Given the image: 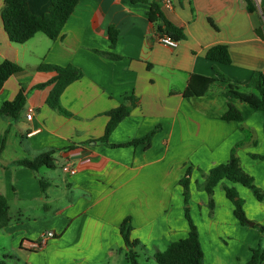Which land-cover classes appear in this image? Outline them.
Masks as SVG:
<instances>
[{
	"label": "crops",
	"instance_id": "crops-1",
	"mask_svg": "<svg viewBox=\"0 0 264 264\" xmlns=\"http://www.w3.org/2000/svg\"><path fill=\"white\" fill-rule=\"evenodd\" d=\"M254 2L256 10L250 13L244 0H170L161 11L185 36L170 48L157 41L160 30L158 22L149 20V5L131 0H78L57 39L36 33L15 44L4 30L0 0V60L22 67L0 89V107L20 88L26 96L16 117L0 111V195L7 200L9 217L0 229V264L102 263L126 251L119 225L127 216L131 240L149 249L160 239L186 237L189 227L178 181L187 166L193 167L189 207L203 264H247L262 234L238 222L223 185L236 188L246 216L261 224L264 202L247 187L221 180L214 187L209 216L206 192L196 191L193 181L203 180L198 169L208 172L227 162L231 148L244 141L237 149L240 165L264 190V159L252 156L264 155V116L220 94L188 98L182 92L191 74L210 76L213 66L243 82L254 71L264 70V0ZM27 3L32 13L41 15L50 0ZM110 26L117 31L114 47ZM216 44L227 46L230 63L206 59V50ZM41 64H70L82 71L83 76L60 94L71 116L45 103L51 86L37 85L53 79L56 72ZM125 95L137 97L138 105L114 128L108 144L95 142L104 133L105 112ZM228 101L241 111L247 134L238 123L221 118ZM157 124L161 129L148 147L110 146L142 137ZM46 151H53L59 174L16 164ZM64 163L75 166L73 176L61 170ZM41 181L49 183L44 191ZM46 230L54 237L39 249L29 247Z\"/></svg>",
	"mask_w": 264,
	"mask_h": 264
},
{
	"label": "trees",
	"instance_id": "trees-1",
	"mask_svg": "<svg viewBox=\"0 0 264 264\" xmlns=\"http://www.w3.org/2000/svg\"><path fill=\"white\" fill-rule=\"evenodd\" d=\"M3 6L1 9V19L4 30L10 42L22 44L33 37L36 33H42L51 40H55L60 36L61 30L72 13L78 0H50L47 10L37 15L30 11L27 0H2ZM132 2H144L149 5L148 17L151 22H158L157 27L160 33L167 34L175 40L183 39L184 33L181 27H178L168 21L161 11L160 0H131ZM248 12L256 10L254 0H244ZM263 15V13H262ZM210 24L216 28L213 21L209 19ZM108 36L110 46L114 47L117 31L113 27H109ZM112 57H118L111 54ZM206 59L222 64L230 63V54L225 44H216L209 47L205 53ZM149 66V65H148ZM40 68L53 69L56 76L50 81L37 85L38 88H43L50 85L51 89L45 100V103L57 113L66 117L71 116L60 103V94L63 89L71 82L83 76L82 71L73 66H59L52 64H41ZM22 70V67L11 60H0V89L5 80L12 74ZM211 94H220L226 99H234L247 104L255 111H259L264 116V70L254 71L248 80L239 81L223 74L215 66H213V74L210 76L191 74L185 89L182 92L184 97H202ZM26 101L23 88H20L17 95L11 101H5L0 111L16 117L23 108ZM139 99L133 95H125L121 103L108 111L105 115L108 121L104 128V133L101 137L95 139V142L108 144V138L118 123L128 116L130 112L138 105ZM221 118L224 121H234L239 124L240 129L247 134L246 128L243 126V115L238 107L231 101H228ZM161 125L157 124L146 135L134 138L124 143L110 144L112 147L137 146L144 144L145 147L150 145V141L158 131ZM264 131V121H263ZM247 137V135H246ZM3 140V137L1 138ZM92 141V140H90ZM244 144V141L236 143L230 150V156L227 162L220 163L204 172L198 169L204 181L199 183V187L204 189L208 194V205L213 209L212 194L213 189L222 179H227L231 183H239L253 191L255 197L259 201L264 202V190L254 184L252 176L244 172L240 165V160L237 156V149ZM53 151H46L34 159H22L16 161L19 166L30 168L37 171L40 167L54 168L55 163L52 157ZM255 158L264 159V155H252ZM193 167L187 166L185 173L179 179L178 183L182 187L183 195V211L188 223V234L184 238L171 241L166 249L162 252L154 254L157 264H203V251L199 239V232L189 216V181ZM41 188L44 191L49 183L41 181ZM226 197L233 204V213L241 225L249 226V221L246 217L243 205L244 200L238 195L234 186L223 185ZM9 221L8 203L4 196L0 195V229ZM252 227H256L262 234L256 248H251V257L247 264H264V224L253 222ZM120 234L126 246L125 259L127 264H138L137 253L135 247L140 244L139 241L131 240L130 231L132 230L131 219L125 217L119 225ZM144 247V245H143Z\"/></svg>",
	"mask_w": 264,
	"mask_h": 264
},
{
	"label": "rangeland",
	"instance_id": "rangeland-1",
	"mask_svg": "<svg viewBox=\"0 0 264 264\" xmlns=\"http://www.w3.org/2000/svg\"><path fill=\"white\" fill-rule=\"evenodd\" d=\"M49 171H56V173L57 174H59L60 173V170H59V168L55 165V167L54 168H51V169H48ZM192 171H193V169H192ZM199 171V170H198ZM192 173V172H191ZM200 173V172H199ZM200 175H201V173H200ZM202 176V175H201ZM202 182L204 181V178L202 177ZM222 180H226V181H228L227 179H222ZM202 182H200V181H196V182H194L193 181V184L195 185V190L196 191H205L204 189H202V188H200L198 185H199V183H202ZM228 182H230V181H228ZM229 186V185H228ZM232 186V185H231ZM250 193H251V195L256 199V197H255V195H254V193H253V191L252 190H250L249 188L247 189ZM206 192V191H205ZM213 192H214V189H213ZM238 193V192H237ZM189 195H190V197H189V200H188V207L190 206V199H191V194H190V188H189ZM206 195H207V200H206V205H205V207H206V209H207V211H208V215L210 216L212 213V210H211V208L209 207V205H208V194L206 193ZM239 195V194H238ZM240 196V195H239ZM242 199H243V197L242 196H240ZM212 200H213V208H214V199H213V194H212ZM244 200V199H243ZM259 201V200H258ZM231 202V201H230ZM260 202H263V201H260ZM232 203V202H231ZM183 213H184V211H183ZM189 216H190V218H191V220L194 222V224L196 225V227H197V224L195 223V220H194V218H193V213L191 212V210H190V207H189ZM185 217V216H184ZM247 217V216H246ZM248 218V217H247ZM186 219V218H185ZM249 219V218H248ZM187 221V220H186ZM254 222V220H250L249 221V226H250V223H253ZM243 226H245V225H243ZM250 227H252V226H250ZM253 228H255V229H257L256 227H253ZM198 229V228H197ZM258 230V229H257ZM262 238V236L260 237V239ZM221 240V239H220ZM223 241H225L226 242V240L225 239H223V240H221V242L222 243H225V242H223ZM260 241V240H259ZM171 241H167L166 239H160V240H157V241H154V243H152V245L150 244V249L149 248H147V247H143V243L141 242L138 246H136L135 247V252L137 253V263L138 264H157V262H156V260H155V258L153 257L154 256V254H156L157 252H162V251H164L165 249H166V247H167V245L170 243ZM259 243V242H258ZM254 248H256V247H254ZM99 264H127V261H126V259H125V251H120L119 250V252H117L115 255H113L112 257H110V258H108V260H106V261H104V262H102V263H99Z\"/></svg>",
	"mask_w": 264,
	"mask_h": 264
},
{
	"label": "built area",
	"instance_id": "built-area-1",
	"mask_svg": "<svg viewBox=\"0 0 264 264\" xmlns=\"http://www.w3.org/2000/svg\"><path fill=\"white\" fill-rule=\"evenodd\" d=\"M161 5L164 7H169L170 6V0H161ZM157 41L159 43L165 45V46L170 47V48H175L178 45V40H175V39L171 38L170 36H168L167 34H164V33H159L157 35ZM31 116H32V114L28 113L26 115V118L30 119ZM86 160H88V158ZM61 170L69 176H73L76 173L75 166H73L69 163H64L61 166ZM52 237H54V232L52 230H46L42 233L41 237L38 240L31 242L29 244V247H31L33 249H39L45 244L47 239L52 238Z\"/></svg>",
	"mask_w": 264,
	"mask_h": 264
},
{
	"label": "water",
	"instance_id": "water-1",
	"mask_svg": "<svg viewBox=\"0 0 264 264\" xmlns=\"http://www.w3.org/2000/svg\"><path fill=\"white\" fill-rule=\"evenodd\" d=\"M253 223H250V225H252Z\"/></svg>",
	"mask_w": 264,
	"mask_h": 264
}]
</instances>
